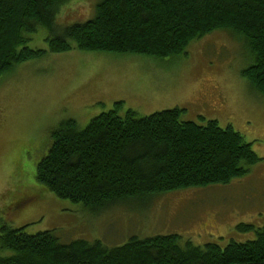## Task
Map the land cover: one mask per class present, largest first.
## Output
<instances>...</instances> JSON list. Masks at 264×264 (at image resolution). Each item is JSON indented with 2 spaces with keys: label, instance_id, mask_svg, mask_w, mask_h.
Masks as SVG:
<instances>
[{
  "label": "trees",
  "instance_id": "obj_1",
  "mask_svg": "<svg viewBox=\"0 0 264 264\" xmlns=\"http://www.w3.org/2000/svg\"><path fill=\"white\" fill-rule=\"evenodd\" d=\"M70 1L0 0V80L24 63L74 50L180 57L193 42L227 30L243 40L251 60L243 76L264 97V0H102L94 19L58 28L56 18ZM40 30L50 33L48 51L29 46ZM122 111L117 103L84 129L75 120L63 122L38 164L37 182L59 199L97 212L119 202L229 185L261 161L232 127L185 121L183 109L143 118ZM238 229L256 239L223 249L198 247L179 235L134 237L109 248L5 225L1 246L13 256H0V264H264V226Z\"/></svg>",
  "mask_w": 264,
  "mask_h": 264
},
{
  "label": "rangeland",
  "instance_id": "obj_2",
  "mask_svg": "<svg viewBox=\"0 0 264 264\" xmlns=\"http://www.w3.org/2000/svg\"><path fill=\"white\" fill-rule=\"evenodd\" d=\"M102 0H71L56 27L88 22ZM50 33L31 35L32 49L49 50ZM243 40L220 30L193 42L186 55L155 59L74 50L48 54L18 66L0 80L1 228L26 227L36 235L53 231L62 243L84 240L109 248L130 239L179 235L195 246L256 239L242 225L264 226V97L243 76L250 56ZM123 103L139 118L185 110L183 120L232 127L261 161L229 185L169 192L87 211L59 199L36 180L52 133L65 121L84 129L91 120ZM0 256L11 257L2 248Z\"/></svg>",
  "mask_w": 264,
  "mask_h": 264
}]
</instances>
